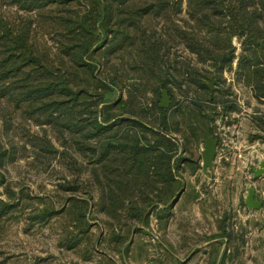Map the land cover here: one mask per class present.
I'll return each mask as SVG.
<instances>
[{
    "label": "trees",
    "instance_id": "1",
    "mask_svg": "<svg viewBox=\"0 0 264 264\" xmlns=\"http://www.w3.org/2000/svg\"><path fill=\"white\" fill-rule=\"evenodd\" d=\"M86 1L96 7L89 18L68 19L60 25L68 43H61L60 63L65 69L57 76L29 48V30L17 41L10 39L9 31L3 32L7 34L0 37V96L26 105L54 128L80 136L79 150L89 158L91 181L100 191L104 212L111 215L135 202L172 206L185 187L182 174L187 167L196 169L191 157L199 135L203 143L208 132L219 139L218 116L237 110L224 101L225 96L218 102L221 93L209 89L210 78L217 87L224 72L234 71L239 85L264 104V0ZM64 3L19 1L28 12ZM184 3L187 18L180 19ZM91 23L93 27L88 26ZM98 29L104 39L89 41L87 37ZM179 47L189 55L171 54ZM117 51L129 54L130 67L129 61L112 63ZM190 56L202 68L194 66ZM66 60L75 72L87 76L88 85L74 91L65 72ZM128 69L151 75L154 101L141 104L130 87L124 99ZM164 91L172 101L168 109L160 108ZM90 98L95 100L89 102ZM116 109L121 114L111 113ZM254 121L264 134V112ZM256 138L264 141V135ZM2 162L3 157L0 168ZM154 194L159 203L150 199ZM15 208L0 199V220Z\"/></svg>",
    "mask_w": 264,
    "mask_h": 264
},
{
    "label": "rangeland",
    "instance_id": "2",
    "mask_svg": "<svg viewBox=\"0 0 264 264\" xmlns=\"http://www.w3.org/2000/svg\"><path fill=\"white\" fill-rule=\"evenodd\" d=\"M19 1L0 0V37L11 33L10 39L17 41L25 29L29 30V48L54 75L61 74L65 69L60 63L61 43H68L61 36L62 21L89 18L96 7L86 0H65L63 5L49 4L39 12H28L20 8ZM185 10L186 3L180 19L187 18ZM88 26L93 27L92 23ZM6 31L9 32L3 33ZM99 36L102 41L104 35L98 29L87 39L93 41ZM234 44L240 47L236 41ZM176 52L181 54L182 47L171 54ZM128 57L126 51H117L112 63L127 64ZM190 57L194 66L202 68L194 56ZM132 63L129 61L127 67ZM64 66L74 91L88 85L87 76L82 71L75 72L70 61L66 60ZM128 70L127 75L122 74L127 85L121 92L124 99L130 87L141 104L154 101L151 75ZM211 79L208 86L212 85ZM213 89L221 93L218 102L225 96L224 101L238 108L239 101L247 99L248 107L264 110V104H252L250 91L242 83L239 85L234 71L224 72L221 83L216 87L215 82ZM94 100L90 98L89 102ZM218 111L222 112V107ZM32 112L26 105L0 96V199L16 205L12 213L0 220V264H194L191 254L196 244L191 226L196 223L193 205L197 187L208 190L203 191L207 200L201 211L210 227H218L222 220L230 221L239 231L245 225L242 231L248 235L253 232L251 221L258 219V237L252 234L247 238L245 250L240 249L235 257L239 258L236 264H264V217L254 218L246 208L243 190L248 181L241 178L238 169L230 175L231 180L221 178L216 183L215 179H203L199 172L203 170L205 146L201 135L191 157L196 169L187 167L183 178L186 191L172 206L148 207L135 202L128 209L120 208L109 215L103 211L100 191L91 181L89 158L79 150L80 136L65 128H54ZM121 112L116 109L111 113ZM236 167L242 169V165ZM150 199L159 203L156 194ZM230 250L233 252V247ZM188 257L190 260H186Z\"/></svg>",
    "mask_w": 264,
    "mask_h": 264
},
{
    "label": "crops",
    "instance_id": "3",
    "mask_svg": "<svg viewBox=\"0 0 264 264\" xmlns=\"http://www.w3.org/2000/svg\"><path fill=\"white\" fill-rule=\"evenodd\" d=\"M252 104L258 102L252 97L250 93ZM240 100V97H239ZM248 100H244L243 103L238 106L236 111L227 113H221L216 120L215 135L219 137L220 144L217 150V157L215 160V171L205 175L202 171L201 175L203 179L218 180L229 179L233 177V173L240 171L241 178H244L246 182L243 200L245 203L248 196V189L253 188L256 192L257 198L263 200V206L259 210L250 211L246 206L249 214L252 213L254 218L264 217V177L258 180L253 179L252 170L261 162H264V141L257 139L258 136H263V132L258 128L254 118L261 115L264 112L263 109L253 110L252 106L248 107L246 104ZM246 107H242V106ZM221 112V111H220ZM242 165V169L237 168ZM186 169V166H182ZM187 172L182 174L186 177ZM205 188V186H204ZM196 196L194 199L193 210L196 213V223L192 222L191 236L194 238L196 244L193 253L191 254L194 264H236L239 258H236V254L240 249L245 250V246L249 243V239L252 234L254 237H258V226L256 222L258 219L251 221V227L253 232L248 235H244L242 230H245V225L237 227L236 225H230V221L219 223V226H209L206 221V215H202L201 208L207 200V195L203 194L206 189L196 188ZM183 191H186L184 187ZM184 198L180 197V201ZM229 214V213H228ZM229 216V215H228ZM196 225V226H195ZM186 234V233H184ZM233 247V252L230 248ZM186 260H190L188 257ZM225 261V262H223Z\"/></svg>",
    "mask_w": 264,
    "mask_h": 264
},
{
    "label": "water",
    "instance_id": "4",
    "mask_svg": "<svg viewBox=\"0 0 264 264\" xmlns=\"http://www.w3.org/2000/svg\"><path fill=\"white\" fill-rule=\"evenodd\" d=\"M212 85H209V89L214 91L213 85L215 83L214 79H211ZM172 104V101L168 95V92H162V99L160 102L161 109H168ZM220 144L219 139H214L210 136L208 132L205 138V146L202 151V160H203V173L207 175L209 172L213 173L215 171V160L217 157V150ZM253 179L258 180L264 177V162H261L258 167L253 168L252 170ZM248 196L245 200V205L250 211L259 210L263 206V200L257 198L256 192L253 188L248 189Z\"/></svg>",
    "mask_w": 264,
    "mask_h": 264
}]
</instances>
